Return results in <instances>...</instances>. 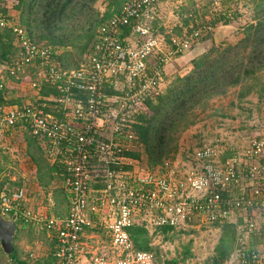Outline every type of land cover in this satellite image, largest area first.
<instances>
[{
	"label": "built area",
	"instance_id": "2783aa9c",
	"mask_svg": "<svg viewBox=\"0 0 264 264\" xmlns=\"http://www.w3.org/2000/svg\"><path fill=\"white\" fill-rule=\"evenodd\" d=\"M170 1L127 3L72 69L63 68L51 48L35 44L19 22L0 15V28H11L19 49L0 74L18 81L36 75L56 91L43 97L41 84L28 81L35 100L0 106V134L22 130L42 139L47 158L65 171L70 208L64 216L31 208L28 183L0 190L3 217L17 215L54 240L53 260L35 264H156L153 252L135 250L129 229L140 225L154 234L194 221L234 229L236 248L225 264H264V139L230 154L222 144H204L186 162L168 159L156 167L130 155L135 126L146 102L161 92L167 66L215 30L207 23L170 41L156 34L146 23ZM96 227L109 242L86 246V231Z\"/></svg>",
	"mask_w": 264,
	"mask_h": 264
},
{
	"label": "rangeland",
	"instance_id": "374dc122",
	"mask_svg": "<svg viewBox=\"0 0 264 264\" xmlns=\"http://www.w3.org/2000/svg\"><path fill=\"white\" fill-rule=\"evenodd\" d=\"M257 5L255 0H175L160 4L158 14L154 19L156 20L154 29L167 41L168 37L181 35L187 31L184 20L190 15L193 16L190 23L202 25V23H210L213 18L219 17L220 13L230 6L231 14L233 17L235 16L231 23L215 27L217 30H214L211 35L208 34L210 35L208 41L196 45L194 49H199V51L194 53V56L192 55L194 49H192L189 51L191 53L185 54L189 55L186 57L188 59H181L185 55L174 59L175 71L166 76L161 87L162 93L167 92V88L177 78H184L193 70L194 59L209 53L214 56L217 53V51H213L215 49L222 51L231 47L236 49L240 55L248 54L251 47L244 43V40L248 37L246 33L248 27L258 22L256 20ZM4 6L7 11L5 16L19 22L20 15L15 10L12 0H0V9ZM95 7L104 13L107 8L106 0H99ZM218 35L219 39L216 40L215 37ZM73 52V56L78 58L76 62L78 61L80 64L89 51L81 57H78L75 51ZM1 76L5 77L7 82L8 97L13 95L14 99L21 101L20 104L36 99L35 89L27 85L25 81L8 78L5 72ZM251 85L253 86L252 93L241 98V91H245ZM263 86L264 71L259 73L256 79L230 89L226 95L214 97L205 105H199L192 109L181 125L172 131L168 139L166 150H170L169 156L186 162L193 151L204 144H222L229 148L228 154H230L232 149L241 150L254 139H264V93L262 96L259 95ZM29 137L22 130L0 135L1 188L5 186L13 188L28 183L31 185L32 191L30 195L31 208L35 210L53 209L55 211L50 210V212L65 215L69 208V202L66 201L68 195L64 190L63 180L60 174L55 172L53 174L55 178L51 181L48 175L50 167L47 166L46 169H42L44 172L42 181L45 185L41 184L39 179L37 181V166L34 157L27 148ZM142 149L144 150L143 147L137 145L136 151L142 153L141 159L145 164L147 157ZM34 154L40 157V153L34 152ZM44 157L50 165H53L45 154ZM20 227L21 232L15 241L19 257L29 261L33 254L35 261L50 260L54 250V240L48 232L37 226L24 227L21 224ZM152 246L158 248L153 252L156 264H215L214 260L219 257L220 250H224V253L229 252V255L234 252L236 248L235 232L230 226L217 227L196 222L188 228L155 235L152 239ZM187 250L191 255H187ZM7 260L4 264H11L10 260Z\"/></svg>",
	"mask_w": 264,
	"mask_h": 264
},
{
	"label": "trees",
	"instance_id": "16d2710c",
	"mask_svg": "<svg viewBox=\"0 0 264 264\" xmlns=\"http://www.w3.org/2000/svg\"><path fill=\"white\" fill-rule=\"evenodd\" d=\"M98 1L12 0V3L20 15L18 19L19 24L26 30L32 41L39 46L51 48L56 53L55 58L60 65L63 68L72 69L79 66L78 61L76 62L78 58L73 56V51L78 54V57L89 51L96 43L101 27L132 0H106L107 8L104 13L95 7ZM255 1L258 3V14L256 16L258 22L248 27L246 30L248 37L244 40V43L251 47L248 54L240 55L236 49L231 47L222 51L221 49L213 50L217 51L214 56L210 55V53L204 54L193 60L194 68L188 75L184 78H177L167 88V92L163 94L161 91L146 102L145 111L140 116L134 131L138 136L136 143L139 147L144 148L142 150L147 157L146 162L150 167L159 166L165 160L173 159V156H169L170 150H166L168 139L172 131H175L181 125V122L187 118L192 109L199 105H205L214 97L226 95L230 89L242 86L250 80L256 79L257 75L264 71V0ZM231 10L232 8L227 6V9L221 12L219 17L213 18L208 23L214 27L220 24L227 25L231 23L235 19V16L233 17L231 14ZM6 12L5 6L0 9V15H5ZM192 17L190 15V17L184 20L185 26L190 31L207 24L190 23ZM146 25L158 34L154 29L156 20H152L146 23ZM127 30L125 32H128ZM210 35L204 37L201 42L208 41ZM170 38L171 36L168 37V41H170ZM18 53L19 49L15 46V36L11 28H0V68L11 65L18 57ZM21 81H36L41 84L40 95L43 97L56 95L55 88L47 83H41L37 80L36 75H31L28 78L22 77ZM252 91L253 86H248L245 91H241L240 97H247ZM259 92V95L262 96L264 86ZM8 94L9 90L7 88L5 90L0 89V106L20 104L21 101L19 99H6ZM29 136L27 148L34 157V162L37 166V181L40 180L41 184L45 185L44 181H42L44 176L42 169L47 166L50 167L48 175L51 181L55 178L53 176L55 172H58L63 180L65 177L63 165L59 162L54 163L55 165H50L43 154L44 141L40 138ZM34 152L40 153V157L35 155ZM130 155L136 158L142 157V153L137 151L132 152ZM20 186L22 185L18 187ZM66 193L68 195L66 196V201L69 202L70 208V195L67 191ZM69 208L65 215L68 214ZM50 210L55 211L53 209ZM54 215L64 216V214L59 213ZM17 221H19L17 223L18 234L15 241L21 232V224L24 227L32 226L21 220ZM194 223L196 222L194 221ZM213 225L219 227L218 224ZM171 231H174V229L163 227L157 233L151 235L147 229L140 225L129 229L135 250L145 252H154L158 249L152 246V239L155 235L159 233L168 234ZM258 243V239H255L253 245H257ZM219 252V257L214 260L215 264L226 262L233 253L229 255V252L224 253V250H220ZM189 254L191 255L189 250H187V255ZM32 255L31 260L29 258V261L22 260L18 255L16 245L14 252L6 255L0 243V264H4L7 259L10 260L11 264H35L40 261H35L34 255ZM51 260H53L52 256H50V260L48 261ZM172 262L174 263L175 260Z\"/></svg>",
	"mask_w": 264,
	"mask_h": 264
},
{
	"label": "crops",
	"instance_id": "0c3cea01",
	"mask_svg": "<svg viewBox=\"0 0 264 264\" xmlns=\"http://www.w3.org/2000/svg\"><path fill=\"white\" fill-rule=\"evenodd\" d=\"M197 48V47H196ZM199 51V49L197 50V49H194L192 52H193V56H194V53H196V52H198ZM188 53V52H187ZM189 53H191V52H189ZM188 53V54H189ZM183 55L184 57H182V56H180V57H182L181 59L182 60H186V59H188V58H186V57H189V55ZM192 55H191V57H192ZM180 59V60H181ZM175 61H173L171 64H169L168 66H167V69H166V76H168V75H171L174 71H175ZM0 76H1V74H0ZM29 88V87H28ZM36 94H37V92L36 91H34V95L36 96ZM13 95H11L10 97H6V99H13ZM37 97V96H36ZM28 102V101H27ZM0 135H3V134H0ZM1 147H3V146H1ZM6 148V147H5ZM44 154H45V156H46V153H45V147H44ZM46 158H47V156H46ZM48 159V158H47ZM49 160V159H48ZM53 165H55L51 160H49ZM31 192L32 191H30V193H29V201H30V195H31ZM83 242L86 244V246H89V245H93V246H95V245H98V244H101V243H106V242H109V239H108V235L106 234V232L101 228V227H96V228H94V229H90V230H88V231H86V233H85V235H84V237H83ZM232 255V254H231ZM231 255H230V257H231ZM229 260V259H228ZM83 261V263H84V260H82ZM39 262H46V261H39Z\"/></svg>",
	"mask_w": 264,
	"mask_h": 264
},
{
	"label": "water",
	"instance_id": "95a60500",
	"mask_svg": "<svg viewBox=\"0 0 264 264\" xmlns=\"http://www.w3.org/2000/svg\"><path fill=\"white\" fill-rule=\"evenodd\" d=\"M215 39L218 40L219 35ZM17 220V215H14L12 219H8L0 214V243L4 253L7 255L12 254L15 250L14 242L18 231Z\"/></svg>",
	"mask_w": 264,
	"mask_h": 264
}]
</instances>
